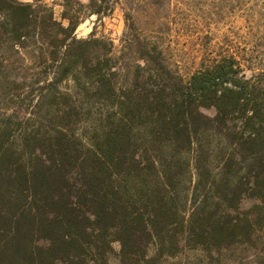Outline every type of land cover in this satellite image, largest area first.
<instances>
[{
    "label": "trees",
    "instance_id": "16d2710c",
    "mask_svg": "<svg viewBox=\"0 0 264 264\" xmlns=\"http://www.w3.org/2000/svg\"><path fill=\"white\" fill-rule=\"evenodd\" d=\"M62 7L0 0V264H108L114 241L120 264H264V68L186 78L135 0Z\"/></svg>",
    "mask_w": 264,
    "mask_h": 264
},
{
    "label": "rangeland",
    "instance_id": "374dc122",
    "mask_svg": "<svg viewBox=\"0 0 264 264\" xmlns=\"http://www.w3.org/2000/svg\"><path fill=\"white\" fill-rule=\"evenodd\" d=\"M45 1L53 5L56 15L60 16L64 0ZM135 3L140 28L153 37L165 51L169 63L186 78L204 59L227 55H235L247 75L251 68L256 71L264 68V0H135ZM95 20L96 16H92L81 22L76 29L77 37H86ZM96 26L98 36L110 38L118 46L125 29L123 11L116 6L113 14L105 15ZM203 111L211 116L215 114L214 108ZM44 119L30 121L31 128L41 134L48 133ZM34 146V149L48 147ZM251 205L252 200L243 201L244 208ZM119 252L120 243L112 242L108 264H120Z\"/></svg>",
    "mask_w": 264,
    "mask_h": 264
}]
</instances>
